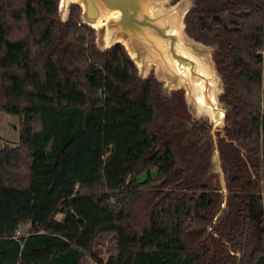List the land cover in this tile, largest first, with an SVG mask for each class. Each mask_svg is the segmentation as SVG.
Here are the masks:
<instances>
[{
  "label": "trees",
  "instance_id": "16d2710c",
  "mask_svg": "<svg viewBox=\"0 0 264 264\" xmlns=\"http://www.w3.org/2000/svg\"><path fill=\"white\" fill-rule=\"evenodd\" d=\"M263 8L195 0L186 16L190 36L217 44L222 208L223 185L207 176L215 139L184 142L173 124L191 114L181 90L140 77L123 45L98 48L77 4L63 22L59 0H0V110L21 123L19 144L0 145V264L97 260L103 232L118 237L107 264L264 259Z\"/></svg>",
  "mask_w": 264,
  "mask_h": 264
},
{
  "label": "water",
  "instance_id": "95a60500",
  "mask_svg": "<svg viewBox=\"0 0 264 264\" xmlns=\"http://www.w3.org/2000/svg\"><path fill=\"white\" fill-rule=\"evenodd\" d=\"M72 4L81 7V22L95 30L98 48L123 45L140 77L153 75L168 96L181 90L193 120L201 119L196 116L199 112H211L212 133L225 136L227 109L220 99L225 88L214 58L217 44L196 40L186 30V16L195 0H59L63 22ZM202 105L195 115L192 109ZM215 153L221 169L216 139ZM256 264H264V259Z\"/></svg>",
  "mask_w": 264,
  "mask_h": 264
},
{
  "label": "rangeland",
  "instance_id": "374dc122",
  "mask_svg": "<svg viewBox=\"0 0 264 264\" xmlns=\"http://www.w3.org/2000/svg\"><path fill=\"white\" fill-rule=\"evenodd\" d=\"M219 90L217 91V93L219 92ZM198 102L202 103V99H200ZM203 108L204 105H202L198 110L193 108L192 111L195 114L197 111H200ZM196 116L199 118L207 119L208 121L209 119L212 118L211 112L208 111H205L204 113L199 112L197 113ZM192 120L193 118H190V120L187 121L189 125ZM20 128H21V123L18 115L9 114L0 110V145H11V146L18 145L20 141ZM188 136H189L188 134H185L184 142L188 141ZM263 155H264V142H263ZM207 176L211 178V180L215 181L219 178V172L213 169L212 171H209ZM143 177H145V175H143ZM28 228H29V223L24 224L21 227L20 232H24ZM94 252H95V256L97 257V260L91 258L90 256H87L83 259L81 264H107V261L110 257H116L118 255L117 234L115 232H103L99 234L95 242Z\"/></svg>",
  "mask_w": 264,
  "mask_h": 264
},
{
  "label": "flooded vegetation",
  "instance_id": "af4514ba",
  "mask_svg": "<svg viewBox=\"0 0 264 264\" xmlns=\"http://www.w3.org/2000/svg\"><path fill=\"white\" fill-rule=\"evenodd\" d=\"M186 118V120H184ZM185 118H175L173 120V124L174 126L178 127V130H183L185 132V134H188V141L187 143H191L194 141H198V143L200 141H204L207 138H209L210 136L213 138V144H214V138L218 141V137L220 135V131H216L215 132V136L212 133V123H210L207 119L201 118V119H194L190 122V125L188 124L187 121L190 120V118H192V115L190 114L188 117ZM184 134V136H185ZM184 136H183V140H184ZM211 159L213 160V167L212 170L215 169L219 172V179L221 181V186L223 185V182H225V176H224V172L223 169L221 167L218 166V162L216 159V153L214 152L212 154ZM216 161V162H215ZM264 163V162H263ZM263 169L260 170V174H259V181L261 183L262 186V194L264 196V165L262 167ZM224 188V185L223 187ZM224 192V199H223V203H222V208H225V206L228 203V197H227V191L225 190V188L223 189ZM218 217V215H216ZM217 217H215L214 219H216Z\"/></svg>",
  "mask_w": 264,
  "mask_h": 264
},
{
  "label": "built area",
  "instance_id": "2783aa9c",
  "mask_svg": "<svg viewBox=\"0 0 264 264\" xmlns=\"http://www.w3.org/2000/svg\"><path fill=\"white\" fill-rule=\"evenodd\" d=\"M261 46L258 51L259 60L261 63V89H260V107L261 113L264 115V8H263V24H262Z\"/></svg>",
  "mask_w": 264,
  "mask_h": 264
}]
</instances>
